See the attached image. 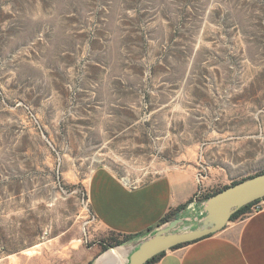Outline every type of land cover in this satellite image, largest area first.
Returning a JSON list of instances; mask_svg holds the SVG:
<instances>
[{"label":"rangeland","instance_id":"374dc122","mask_svg":"<svg viewBox=\"0 0 264 264\" xmlns=\"http://www.w3.org/2000/svg\"><path fill=\"white\" fill-rule=\"evenodd\" d=\"M99 166L195 168L206 194L264 171V0H0V264L116 238L87 204Z\"/></svg>","mask_w":264,"mask_h":264},{"label":"crops","instance_id":"0c3cea01","mask_svg":"<svg viewBox=\"0 0 264 264\" xmlns=\"http://www.w3.org/2000/svg\"><path fill=\"white\" fill-rule=\"evenodd\" d=\"M195 168L170 171L141 184L127 183L105 166L95 168L86 190L87 204L93 215L94 230L107 236L132 237L121 249V261L107 257L94 245L83 252L78 264H126L137 244L151 236L162 218L178 206L189 223L181 229L195 228L203 218L204 201L194 199L198 189ZM214 171L204 186H213L232 172ZM161 226V225H160ZM153 264H264V210L229 221L219 232L188 245L165 251Z\"/></svg>","mask_w":264,"mask_h":264},{"label":"water","instance_id":"95a60500","mask_svg":"<svg viewBox=\"0 0 264 264\" xmlns=\"http://www.w3.org/2000/svg\"><path fill=\"white\" fill-rule=\"evenodd\" d=\"M262 198H264V173L228 186L205 200L203 218L195 228L181 229V226L189 223L181 217L168 221L159 226L151 236L137 244L129 254L126 264H144L157 254L177 245L191 243L213 235L226 226L234 212Z\"/></svg>","mask_w":264,"mask_h":264},{"label":"trees","instance_id":"16d2710c","mask_svg":"<svg viewBox=\"0 0 264 264\" xmlns=\"http://www.w3.org/2000/svg\"><path fill=\"white\" fill-rule=\"evenodd\" d=\"M261 173H264V171L259 172V173H256V174L251 175V176H248V177H246V178H242V179H240V180H238V181H234V182H232L229 186H231V185H235V184H237V183H239V182H241V181H243V180H245V179L251 178V177H253V176H255V175H258V174H261ZM227 187H228V186H223V187H221V188H219V189H216V190L210 192L209 194H206V195H205L202 199H200V200H201V201H205V200H207L208 198H210L211 196L217 194L218 192L222 191L223 189H225V188H227ZM257 201H258V200L253 201V202H251V203H249V204H247V205L241 207L240 209H238L236 212H234V213L231 215V217H230V221H234V220H236V219H238V218H240V217H243V216H245L246 214H248V213L250 212V207H251L254 203H256ZM186 205H187V204H184V205L178 206L175 210L168 212V213L162 218V220H161V222H160V224H159L158 226L163 225V224L167 223L168 221H170V220H172V219L178 217L179 212L183 211V210L185 209ZM112 235H113V234H112ZM113 236H114V235H113ZM210 236H211V235H210ZM115 237H116V238H111V236H110V237L108 238V240L102 241L101 244H100V250H99V252L102 253V252H104V251H107L108 249L118 247V246H120V245H123V244L127 243L129 240L132 239V237H130V236H117V235H115ZM206 237H208V236H206ZM204 238H205V237H204ZM194 242H195V241H194ZM191 243H193V242H191ZM188 244H190V243H187V244H180V245L175 246L174 248L182 247V246H184V245H188ZM174 248H172V249H174ZM164 253H165V252H161V253L157 254L156 256L152 257L151 259H149V260H148L146 263H144V264H153L156 260H158L161 256H163Z\"/></svg>","mask_w":264,"mask_h":264},{"label":"built area","instance_id":"2783aa9c","mask_svg":"<svg viewBox=\"0 0 264 264\" xmlns=\"http://www.w3.org/2000/svg\"><path fill=\"white\" fill-rule=\"evenodd\" d=\"M195 177H196V182L198 184V189H197V191L195 193L194 199L199 200L204 195H206V192H205V188L203 187V175L200 174V172H199L198 174H196ZM126 182L129 183L128 181H126ZM259 210H264V198L258 200L256 203H254L250 207V212L248 214L257 212Z\"/></svg>","mask_w":264,"mask_h":264},{"label":"bare ground","instance_id":"6f19581e","mask_svg":"<svg viewBox=\"0 0 264 264\" xmlns=\"http://www.w3.org/2000/svg\"><path fill=\"white\" fill-rule=\"evenodd\" d=\"M121 249H111V251H109L108 255L106 256L114 259L115 261H121L123 257V252Z\"/></svg>","mask_w":264,"mask_h":264}]
</instances>
